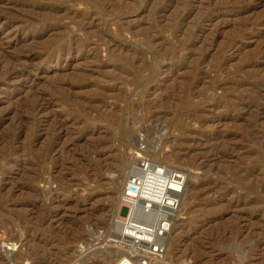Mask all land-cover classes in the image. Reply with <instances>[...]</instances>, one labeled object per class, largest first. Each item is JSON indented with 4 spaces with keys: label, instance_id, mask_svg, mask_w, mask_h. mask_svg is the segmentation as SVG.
I'll return each instance as SVG.
<instances>
[{
    "label": "rangeland",
    "instance_id": "rangeland-1",
    "mask_svg": "<svg viewBox=\"0 0 264 264\" xmlns=\"http://www.w3.org/2000/svg\"><path fill=\"white\" fill-rule=\"evenodd\" d=\"M0 62V264L94 261L138 153L186 174L169 258L264 264V0H0Z\"/></svg>",
    "mask_w": 264,
    "mask_h": 264
},
{
    "label": "built area",
    "instance_id": "built-area-1",
    "mask_svg": "<svg viewBox=\"0 0 264 264\" xmlns=\"http://www.w3.org/2000/svg\"><path fill=\"white\" fill-rule=\"evenodd\" d=\"M138 154L122 187L116 237L107 238L122 253L114 264H192L187 257H168L172 225L180 218L185 171ZM122 207L124 216L119 214ZM98 233L105 235L104 230Z\"/></svg>",
    "mask_w": 264,
    "mask_h": 264
},
{
    "label": "bare ground",
    "instance_id": "bare-ground-1",
    "mask_svg": "<svg viewBox=\"0 0 264 264\" xmlns=\"http://www.w3.org/2000/svg\"><path fill=\"white\" fill-rule=\"evenodd\" d=\"M52 10H55V12L57 13L58 11H59V9L58 8H53ZM54 12V13H55ZM78 17V16H77ZM235 48V47H234ZM23 61V60H22ZM18 62V61H17ZM21 62V61H20ZM1 63V62H0ZM16 63V62H15ZM19 63V62H18ZM200 64V63H199ZM17 65V64H16ZM19 65V64H18ZM13 66V65H12ZM12 66H10L9 68H7L6 70H5V72H4V76H11V75H19V76H26L27 75V68H22V69H15V67H12ZM19 66H22V65H19ZM18 76V77H19ZM14 77V76H13ZM194 77V76H193ZM26 78V77H25ZM22 79V78H21ZM193 79V78H192ZM67 90H69V89H67ZM51 95L52 94H50L49 92H47V91H44V92H40V93H35V95H34V99H32V102H30V105H28V107L27 108H29L30 110H31V112H33L34 114H40V115H45V112H46V110H48V107L50 106V103L49 102H46L48 99L47 98H49V97H51ZM105 97V96H104ZM168 100V99H167ZM52 105V104H51ZM264 108V107H263ZM28 110V109H27ZM9 112V111H8ZM11 112H13V111H11ZM11 112H9V113H11ZM261 113H263L264 112V109H262L261 111H260ZM259 112V113H260ZM9 113H5V115H3L2 117L0 116V119L1 120H3ZM32 116V115H31ZM37 116V115H36ZM35 117V116H34ZM33 117V118H34ZM54 118V115H52V116H50L49 117V119H51V118ZM56 117V116H55ZM19 118H21V117H19ZM52 118V119H53ZM57 118V117H56ZM56 118H55V120H56ZM22 121H24L23 123H27V120L26 119H21ZM73 120V119H72ZM21 121V122H22ZM60 121V120H59ZM56 122V124H54L52 127H53V129H52V127H51V131H49V142H48V145H46L47 147V150L49 151H51L54 147H55V145H56V143H57V140L63 135V134H65V132L67 131L66 130V125L65 124H63V123H61V122H58L57 120L55 121ZM22 123V124H23ZM54 123V122H53ZM22 124H20V127H19V132H18V134H23L24 132H26L25 131V129H26V124L25 125H22ZM28 124V123H27ZM47 132V131H46ZM47 135V134H46ZM73 140V139H72ZM48 141V140H47ZM71 142V141H70ZM69 142V143H70ZM75 142H71V144H74ZM69 146V145H68ZM72 146V145H71ZM186 146H187V144H186ZM188 148L187 149H184V152H183V157H184V155H187L189 152H191L192 150H194V148H189V146H187ZM55 149V148H54ZM50 153V152H49ZM194 153V152H193ZM197 154V153H196ZM200 154V153H199ZM139 154H137L136 156H138ZM193 155V154H192ZM136 156H135V158H134V163H135V161H136ZM180 157H182V155L180 156ZM188 157V156H187ZM195 157H196V155H195ZM182 160H183V158H182ZM156 162H160V161H156ZM160 163H162V162H160ZM185 187V186H184ZM184 190V189H183ZM183 192V191H182ZM182 195V194H181ZM181 197V196H180ZM120 202H121V200H120ZM181 206V205H180ZM116 218H117V216H116ZM115 218V219H116ZM115 219L112 221V223L110 224V227L109 228H111L112 226L114 227V229L113 230H111V229H109V230H107L106 231V239L104 238V237H102V236H100V239H101V244H94V247L96 246H99V248H97L96 250L95 249H93V246H89V244L87 243V242H84L85 243V246H84V248H82L83 249V251L85 252V249H86V252L85 253H83L82 252V250H81V252L79 253V258L81 257H83V256H87V258H84L85 260H87V259H90V260H92V258L91 257H94L95 258V260L94 261H92V262H90L89 261V263L90 264H98L99 263V260L98 259H102V261H104L105 263H107V264H110V262H111V260H112V258L114 259V256H115V254H117L118 256L119 255H121L122 253L121 252H117V253H114V251H112L111 249H113L114 248V244L115 243H113V241H109V240H111V239H109V237L110 238H115L116 237V233H117V229H116V227H115ZM172 227H173V225H172ZM109 240H108V239ZM98 239V238H97ZM95 241H96V239H94ZM83 246V245H82ZM96 256H98L97 258H96ZM81 262V261H80ZM84 263H85V261H83ZM86 263H88V262H86ZM73 264H75V263H73ZM76 264H79V261H78V263H76ZM83 264V263H82Z\"/></svg>",
    "mask_w": 264,
    "mask_h": 264
}]
</instances>
